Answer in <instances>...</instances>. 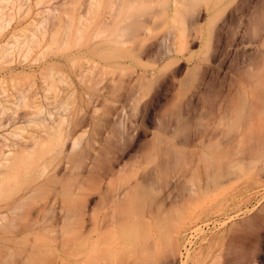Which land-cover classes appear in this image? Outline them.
I'll return each instance as SVG.
<instances>
[{"label": "rangeland", "instance_id": "rangeland-1", "mask_svg": "<svg viewBox=\"0 0 264 264\" xmlns=\"http://www.w3.org/2000/svg\"><path fill=\"white\" fill-rule=\"evenodd\" d=\"M65 1L46 0L28 14L25 6L0 33V53L12 47L14 31L29 28L37 13L61 8ZM76 1L69 10L71 17L86 3L80 0V6L75 7ZM224 2L218 4L220 12L213 21L205 4L192 8L179 5L184 13L181 30L153 10L150 36L138 38L132 49L140 56L133 75L138 81L134 83L143 92L136 108L129 104L126 83L119 85L122 79L116 73L117 77L108 75L113 83L103 85L106 96L88 109L89 133L85 138L95 135L98 142L94 144L96 152L86 150L85 175L89 176L96 162L102 168L112 166L116 173L113 176L103 169L102 187L92 196L100 199L112 181L116 185L149 182L147 197L139 190L140 206L127 217V229L130 226L132 232L120 231L119 240L124 245L120 242V249L131 243L122 255L126 261L119 260L120 264H183L181 259L184 264H264V0ZM52 21L47 23L46 38L39 34L28 37L8 58L0 55V89L7 92L4 97L14 93L8 76L11 70L34 75L33 86L26 87L31 88L29 95L35 100L44 95L38 68L42 61L37 59L44 51L58 50L50 46L55 28L66 31L78 24L76 18L75 22L73 18ZM100 24V20L89 23L88 30ZM171 31L176 39L184 32L187 44L173 63L175 53L167 51L173 49L168 38ZM76 44L74 40L72 47ZM142 73L150 77L139 79ZM70 81L62 91L82 90L79 78L70 77ZM111 86L119 88L117 103L110 101ZM124 106L128 111L121 138L106 121L114 120ZM11 129L0 128V142ZM130 167L134 175L121 174V169L128 172ZM53 208L58 209V205L51 202L48 216ZM185 227L192 242L186 244V250L182 248V258L176 239ZM132 236L136 237L132 240ZM57 243L48 252L42 248L31 252L29 244L21 257H12L10 249L15 245L0 239V264H76L61 242ZM121 254L118 257L122 259ZM32 257L37 261L32 263Z\"/></svg>", "mask_w": 264, "mask_h": 264}, {"label": "bare ground", "instance_id": "bare-ground-1", "mask_svg": "<svg viewBox=\"0 0 264 264\" xmlns=\"http://www.w3.org/2000/svg\"><path fill=\"white\" fill-rule=\"evenodd\" d=\"M45 1L0 0V33L8 28L25 6L28 14L32 7H39ZM72 2L73 0H66L60 4L61 8L37 13L36 20L29 28L13 32L10 44L14 46L13 49L9 47L0 53L2 58H8L16 49L21 48L22 40L37 38L38 34L46 38L49 31L47 23L51 20L54 22L56 19L73 18L75 22V18L78 19V24L68 26L66 31L65 28H55L50 46L58 50L44 51L37 59L42 61L38 68L41 70L43 98L35 100L29 95L31 88L26 87L33 86L35 76L25 71L8 72L14 89L12 95L4 97L7 92L0 89V128H12L2 136L0 142V239L15 245V249H10L12 257H21L25 252L24 247L29 244L31 252L38 251V248L48 252L60 241L68 257L76 264H114L116 260L120 264L121 261H126L122 255H126L123 253H126L125 249L131 244H127L124 250L120 249V242L121 245L123 242L119 240L120 231H129L127 217L133 216L140 206L139 190L142 197H147L149 182L137 180L134 184L128 180L124 185H116L111 180L107 190L100 193V199L96 200L92 196L102 187L103 169L113 176L116 173L112 166L102 168L100 162H96L93 163L89 176L85 175L83 164L88 160L86 150L96 152L94 144L98 142L95 135L85 138L89 133L86 129L90 120L88 109L106 96L103 85L112 80L108 75L117 77L116 73H119V80L122 79L119 85L126 83L129 104L136 108L143 92L137 88L135 83L138 80L133 76L140 56L132 49L138 38L147 39L150 36V23L155 16L150 18L153 10L166 20L174 21L181 30L184 13L179 5L192 8L195 4H205V8L211 12L209 20L213 21L220 12L219 9L217 11L218 4L225 2L86 0L84 9H78L77 16L71 17L69 10L73 8ZM74 5L80 6V0ZM99 20L100 26L89 31L87 25ZM168 38L173 49L167 51L175 53L173 63L180 59L187 44L184 32L176 39L171 31ZM74 40L77 41L75 48L72 47ZM27 56L28 54L25 58ZM70 77L80 79L84 85L82 90L70 89L66 93L65 90L62 91L71 82ZM149 77L150 74H139V79ZM111 87L113 97L110 101L117 103L118 96L115 93L119 88ZM9 111L12 113L9 114ZM19 111L24 113L20 114ZM127 111L124 106L114 120L106 121L121 138L124 137ZM4 118L8 120L4 122ZM95 126H98V122ZM120 172L133 174V167L128 172L127 169H121ZM51 202L52 205H58V209L53 208L48 216L46 212ZM58 226L61 228L57 229ZM186 228L176 239L178 255L182 254L183 247L186 250L187 243L192 242L188 240ZM128 233L126 235L130 238ZM125 242L127 243L126 240L124 244ZM120 250L125 252L122 251L121 254ZM118 254H121L122 259ZM180 256L183 258V254ZM36 261L32 257V263Z\"/></svg>", "mask_w": 264, "mask_h": 264}]
</instances>
